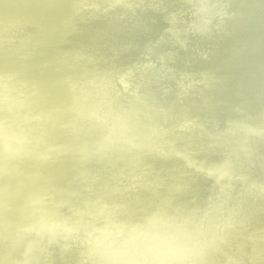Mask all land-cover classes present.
Here are the masks:
<instances>
[{
  "label": "bare ground",
  "instance_id": "bare-ground-1",
  "mask_svg": "<svg viewBox=\"0 0 264 264\" xmlns=\"http://www.w3.org/2000/svg\"><path fill=\"white\" fill-rule=\"evenodd\" d=\"M178 74L197 84L184 92ZM95 75L116 93L86 84ZM0 89V119L33 144L19 150L22 172L0 159V264H264V168L247 154L264 151V0H151L133 11L116 0H0ZM31 114L53 147L47 159ZM10 144L0 151L18 158ZM31 164L42 176L29 188ZM232 168L250 177L232 179ZM54 220L88 234L98 254L56 247L51 261L23 250Z\"/></svg>",
  "mask_w": 264,
  "mask_h": 264
},
{
  "label": "water",
  "instance_id": "water-1",
  "mask_svg": "<svg viewBox=\"0 0 264 264\" xmlns=\"http://www.w3.org/2000/svg\"><path fill=\"white\" fill-rule=\"evenodd\" d=\"M87 1V0H84ZM96 1V0H89V4L92 5V2ZM116 2L119 3H123L128 9L130 10H135L137 7L142 6L143 4H148L151 3V0H116ZM116 3H108L109 7H113L115 6ZM80 15H82L81 12H79ZM181 15L180 12H172L170 14L171 17V21L172 24H174L175 21V17H179ZM145 61L143 63V65L145 66H152L153 64L156 63L155 60H152L151 58H149L148 56H145ZM88 58V57H85ZM120 79L123 78L125 80V85H126V93L121 95L127 99L128 95L132 89V75L129 72H124L122 74H120ZM178 79H179V86L181 87V89L185 92L186 88L185 86H195L197 84L196 80H192L187 78L186 76H184L183 74H178ZM96 82L98 85L100 84L103 88H105L108 92L110 93H116V88L112 85V83L107 80L104 77H100V76H93L91 79L86 81V84L90 85L91 83ZM1 94H4V92L2 91V89H0ZM6 100L12 104L13 106H18V102L16 98H13L12 96L8 95L5 96ZM97 100L93 99H89V98H84V100L82 101L84 104L87 103H93ZM97 105L99 104V102L96 103ZM84 106V105H82ZM157 109H162V108H158V106H155ZM45 117V116H44ZM107 117H109L110 119L114 120L115 118L108 114ZM2 122H3V133H0V141H3L4 137L9 139L11 141V146L15 149V154L17 155L18 158H13L11 156L10 152L7 153H2L0 151V159L3 161H7L9 162L13 169L19 172H22V159L19 156V150L20 148H24L27 150H32V146L33 144L30 143L29 139L26 138V134L23 132L25 131V128L19 123H12L10 120L9 116H1ZM0 119V120H1ZM30 122H32V127H30L31 129V133L34 137V139H36V141L38 142V144H40V146L45 150L43 153V159H47L53 152V147L51 145L48 144V142L46 140H44L42 138V136L40 135V132L38 130V119L37 116L34 114H31V116L28 118ZM158 122L161 121V119H157ZM188 121L190 123H194V120L192 118H188ZM198 126H200L199 124H197ZM173 130L176 129H181L183 132V135L186 138H190V136L188 135V133L186 132V130L183 127H178L175 125L171 126ZM10 128H13L16 131V134L12 135L9 132L7 133L8 130H10ZM259 129V128H258ZM257 128H251L249 129V134L253 137H260L262 135V131L258 130ZM23 133V134H22ZM220 134H229L232 136H235L236 138H238L239 136V130H219ZM29 135V134H28ZM4 136V137H3ZM250 157H251V161L250 163H255V165H258L259 167L264 168V151H256L253 149H250L247 153ZM30 167V164H29ZM30 170V169H29ZM26 172V180L25 184L27 187L32 188L33 186V182L36 178L42 176V174L40 173V171L38 170V166L37 165H32L31 164V170ZM200 171H202L203 173L207 174V175H211V176H216V172L212 169L209 168H200ZM3 169L0 168V178H2L3 174ZM249 172H242L240 170H238L237 168H232L231 172H230V177L232 179H243V178H249L250 175H248ZM261 181L257 180V184H260ZM262 183V182H261ZM222 188H218V190H220ZM20 190H21V185H19L18 187L13 189V192L16 193V195L20 194ZM45 196L49 195L48 191L44 192ZM110 210H114V207L112 205L108 206ZM31 210L34 214L36 215H41V213L43 212L41 206L39 205H32L31 206ZM82 213V212H81ZM82 216L86 218V220L89 221L88 224H92L93 220L89 217V214L87 212L82 213ZM40 218H42L43 216H38ZM52 225H54L56 227V229L52 232H47L45 230H47L48 228H36L40 231H42L41 235H45L46 238L41 239V238H37L35 240H31V241H27L26 244L27 245V249H23V250H31V252H34L35 254L41 256L42 258L46 259V260H55L59 257L60 253H56V251L54 250L56 247H60V248H70L74 247V248H80V249H85L87 250L91 255L96 256L98 254L97 249H96V244L93 243L89 238H88V234H85L84 231H79L76 230L74 228H69L68 226H66L62 221L60 220H54L52 221ZM109 225V229L110 230H114V231H120V229L118 228V225L115 224H110ZM90 227H92L96 233V235L102 239H105V235L102 233V231L100 229H98L99 227L96 224H92ZM35 228H33L32 225L29 224H24L21 228V236L30 239L31 235H32V231ZM121 234V232H120ZM79 243H78V242ZM78 243V244H76ZM24 244H21L24 245ZM69 260V259H68ZM74 264H94L93 262L91 263L89 261V263H87L85 260L83 259H79L78 262H73ZM22 264H36L33 260H27L25 262H23ZM105 264V263H103Z\"/></svg>",
  "mask_w": 264,
  "mask_h": 264
}]
</instances>
